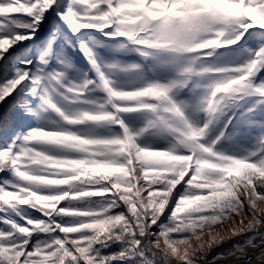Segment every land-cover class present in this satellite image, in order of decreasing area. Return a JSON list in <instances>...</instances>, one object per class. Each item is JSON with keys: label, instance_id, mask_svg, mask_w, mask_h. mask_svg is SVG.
Returning <instances> with one entry per match:
<instances>
[{"label": "snow or ice", "instance_id": "6c2138e0", "mask_svg": "<svg viewBox=\"0 0 264 264\" xmlns=\"http://www.w3.org/2000/svg\"><path fill=\"white\" fill-rule=\"evenodd\" d=\"M238 236L213 261L264 243V0H0V264Z\"/></svg>", "mask_w": 264, "mask_h": 264}, {"label": "bare ground", "instance_id": "6f19581e", "mask_svg": "<svg viewBox=\"0 0 264 264\" xmlns=\"http://www.w3.org/2000/svg\"><path fill=\"white\" fill-rule=\"evenodd\" d=\"M264 260V245L260 248L247 247L244 249V254L236 253L224 259H219L210 264H244L248 261Z\"/></svg>", "mask_w": 264, "mask_h": 264}, {"label": "trees", "instance_id": "16d2710c", "mask_svg": "<svg viewBox=\"0 0 264 264\" xmlns=\"http://www.w3.org/2000/svg\"><path fill=\"white\" fill-rule=\"evenodd\" d=\"M244 237L243 236H239V241L243 240ZM235 243V239L234 240H228L226 243L220 245L219 247H214L209 253H208V258H213V256H215L217 253L219 252H224L227 253L231 248L232 245ZM210 259V260H211Z\"/></svg>", "mask_w": 264, "mask_h": 264}, {"label": "rangeland", "instance_id": "374dc122", "mask_svg": "<svg viewBox=\"0 0 264 264\" xmlns=\"http://www.w3.org/2000/svg\"><path fill=\"white\" fill-rule=\"evenodd\" d=\"M249 235H250V233H249ZM237 241H239V236L238 237H236L235 238V243L237 242ZM242 241V240H241ZM256 243H257V246H259L260 244H262L261 242H260V239L259 238H257V241H256ZM256 246V247H257ZM232 256V255H231ZM226 257H229V256H226ZM211 258H208L207 257V261L206 262H201V264H210V263H213V262H215V261H217V260H215V261H213V259H211ZM219 260V259H218ZM244 264H264V260H259V261H250L249 263H244Z\"/></svg>", "mask_w": 264, "mask_h": 264}, {"label": "water", "instance_id": "95a60500", "mask_svg": "<svg viewBox=\"0 0 264 264\" xmlns=\"http://www.w3.org/2000/svg\"><path fill=\"white\" fill-rule=\"evenodd\" d=\"M262 245H264V243L260 244L259 246H257L256 248H260ZM250 261H248L247 263H249Z\"/></svg>", "mask_w": 264, "mask_h": 264}]
</instances>
